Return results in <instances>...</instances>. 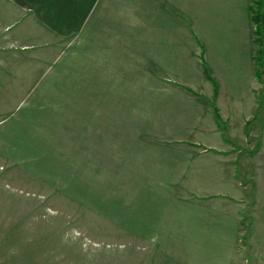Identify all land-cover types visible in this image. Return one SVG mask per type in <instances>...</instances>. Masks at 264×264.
I'll list each match as a JSON object with an SVG mask.
<instances>
[{
    "label": "rangeland",
    "instance_id": "rangeland-1",
    "mask_svg": "<svg viewBox=\"0 0 264 264\" xmlns=\"http://www.w3.org/2000/svg\"><path fill=\"white\" fill-rule=\"evenodd\" d=\"M257 1L102 0L67 38L0 13V264H264Z\"/></svg>",
    "mask_w": 264,
    "mask_h": 264
},
{
    "label": "crops",
    "instance_id": "crops-1",
    "mask_svg": "<svg viewBox=\"0 0 264 264\" xmlns=\"http://www.w3.org/2000/svg\"><path fill=\"white\" fill-rule=\"evenodd\" d=\"M101 1L102 0H6L7 9L5 11L0 10V13L1 15L7 16L16 15L15 20H11L12 22L5 29L13 26L15 23H19L18 19L22 18V21H24L25 19H27V22L31 21L33 23L32 25L38 28L37 30L42 29L43 32L53 34L56 37L67 38L78 35L83 31V28L85 27L89 19H91L93 14H95V12L97 11V7H99ZM18 35H20V33ZM18 35L17 37L19 38ZM25 35L27 36V38H29L31 35L26 28L23 29L22 37H24ZM32 36L34 37L33 34ZM231 44L232 54L233 57L237 59L238 66L243 67L246 73L249 74L251 67V64L248 62L249 57L244 51L239 48V43H237L236 41H232ZM28 46L29 45H21V47ZM220 47L224 48L222 44L220 45ZM251 61L253 63V59ZM255 61L256 59L254 57V65ZM176 95L180 97L181 93L178 92ZM201 108L202 109L200 111L205 114V108ZM210 122L212 126V121L210 120ZM208 132L215 140H219L217 144L218 147L212 146V149H214L213 151H215V153L211 154H213L218 159H222V157H224V155H222V152H224L225 150V148H223L222 138L219 137V135H215L217 133L216 131L214 133L212 132V130ZM210 141L211 140L200 142V144L204 146L206 145V142L209 143ZM208 147L210 146L207 145L206 148ZM207 155L208 152L204 151L203 153H200L199 157L205 159V156ZM185 172V175L195 177L192 180L193 183L198 185V190H204V188L212 189V186L216 185V177L225 176L221 170H216L215 168H209L206 166L190 168Z\"/></svg>",
    "mask_w": 264,
    "mask_h": 264
},
{
    "label": "trees",
    "instance_id": "trees-1",
    "mask_svg": "<svg viewBox=\"0 0 264 264\" xmlns=\"http://www.w3.org/2000/svg\"><path fill=\"white\" fill-rule=\"evenodd\" d=\"M263 6H264V0H258L257 2L254 3V7L256 8V10L252 11V17H251V21L255 27V37L257 38V36L259 35H264V12H263ZM258 44V41H256ZM259 56L264 58V49L263 51H258L257 52ZM257 77V76H256Z\"/></svg>",
    "mask_w": 264,
    "mask_h": 264
}]
</instances>
